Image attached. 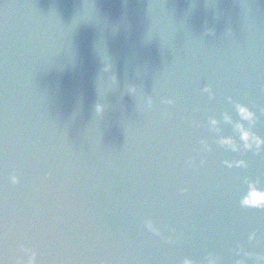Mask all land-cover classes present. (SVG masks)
<instances>
[{
    "label": "clouds",
    "instance_id": "clouds-1",
    "mask_svg": "<svg viewBox=\"0 0 264 264\" xmlns=\"http://www.w3.org/2000/svg\"><path fill=\"white\" fill-rule=\"evenodd\" d=\"M238 111H239V114H240V116H241L242 119L250 120L252 118L251 113H249L246 109H244L242 107H239L238 108ZM225 119H227V117ZM212 124L215 125L216 124V121L213 120L212 121ZM237 129L240 131L241 139L247 141L248 136H249V133L247 131H245L240 125H237ZM223 142L224 143H230V141H223ZM247 146L248 145L245 144V147H247ZM257 195L258 194L256 192L250 193L251 200L252 201H256L257 203H264V196H261L259 198V200H257ZM245 203H249V201L246 200ZM252 206H255V204H253ZM249 239H252V237L250 236ZM184 264H191V262L188 261V260H186L184 262ZM209 264H215L214 260L210 259L209 260Z\"/></svg>",
    "mask_w": 264,
    "mask_h": 264
}]
</instances>
